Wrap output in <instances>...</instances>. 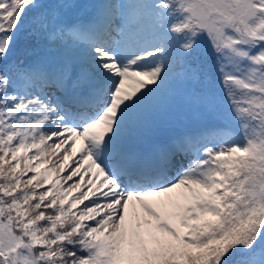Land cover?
Here are the masks:
<instances>
[{"label": "snow or ice", "instance_id": "6c2138e0", "mask_svg": "<svg viewBox=\"0 0 264 264\" xmlns=\"http://www.w3.org/2000/svg\"><path fill=\"white\" fill-rule=\"evenodd\" d=\"M0 264H264V0H0Z\"/></svg>", "mask_w": 264, "mask_h": 264}, {"label": "rangeland", "instance_id": "374dc122", "mask_svg": "<svg viewBox=\"0 0 264 264\" xmlns=\"http://www.w3.org/2000/svg\"><path fill=\"white\" fill-rule=\"evenodd\" d=\"M71 2H74V3H77V4L81 3V2H79V0H71Z\"/></svg>", "mask_w": 264, "mask_h": 264}]
</instances>
